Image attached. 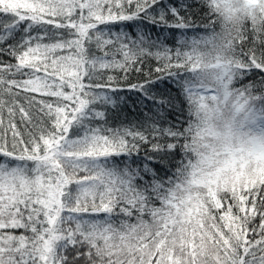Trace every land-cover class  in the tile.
I'll return each instance as SVG.
<instances>
[{
  "label": "snow or ice",
  "instance_id": "1",
  "mask_svg": "<svg viewBox=\"0 0 264 264\" xmlns=\"http://www.w3.org/2000/svg\"><path fill=\"white\" fill-rule=\"evenodd\" d=\"M244 2L0 0V264H264V147L247 172L231 125L221 151L168 118L220 111L233 78L237 110L264 100V17L212 63L188 35Z\"/></svg>",
  "mask_w": 264,
  "mask_h": 264
},
{
  "label": "clouds",
  "instance_id": "2",
  "mask_svg": "<svg viewBox=\"0 0 264 264\" xmlns=\"http://www.w3.org/2000/svg\"><path fill=\"white\" fill-rule=\"evenodd\" d=\"M233 6L237 8H244V0H233ZM257 15L264 17V0H260L254 9H249L248 12L238 13V19L233 24L235 31L239 29V26L244 23L245 20L251 19V15ZM193 34V35H199ZM192 36V35H190ZM215 45V46H214ZM199 51L203 55L205 63L214 62V57L217 52H220L225 58L231 55V51L224 47L223 40L213 43L210 47L202 44ZM220 70L216 68H206L198 73L199 79L209 87L216 88L221 95L223 94L222 82L218 79ZM223 83H228L224 80ZM243 87L241 80L233 78L231 83H228V91L231 95L228 97L229 106L222 107L220 111H217L214 106L210 105L208 110H198L194 106L193 116L196 120L193 121L191 126L190 135L192 139L188 142L193 143L195 139L194 147H201L204 144L214 146L219 150L222 149V145L226 143L224 139V133L228 131V125H231V137L227 141L233 148L240 151V155L246 160L256 161L260 147H264V100L258 99L260 94L253 93L249 97L247 103L237 110V97L236 90ZM247 95V93H246ZM187 115V113H186ZM199 121V123H197ZM188 126V117L186 120ZM205 128H212L215 132L221 133L220 137L206 134L203 132ZM199 129V130H197ZM195 153V152H194ZM222 158V157H221Z\"/></svg>",
  "mask_w": 264,
  "mask_h": 264
},
{
  "label": "trees",
  "instance_id": "3",
  "mask_svg": "<svg viewBox=\"0 0 264 264\" xmlns=\"http://www.w3.org/2000/svg\"><path fill=\"white\" fill-rule=\"evenodd\" d=\"M196 11L198 12V15L200 17H203L205 15L204 11H202L200 8H197ZM194 19H196V17H193ZM213 19H216V17H213ZM199 23V21H197ZM251 24H252V21L251 19L249 20H245L244 23L242 25L239 26V29L238 30H243L244 28H248L249 30H251ZM232 30V32L235 30V26L233 24V22H227V23H224L222 20H217V23L214 25L213 28H209L207 30H204L202 27L199 29V34L198 37H204V38H207L211 41V43H208L204 46L206 47H210L213 43H216L220 40H223L224 42V37H225V34L227 32V30ZM159 34V30H154L152 31L151 35H152V38L153 39H156L157 35ZM194 33L192 32H189L188 35H193ZM179 35L180 33L177 32L176 33V37L174 38L171 34L169 33H165L163 35L160 36L161 40H164L165 43H167L169 46H173L175 44V42L178 40L179 38ZM145 71H147V68H145ZM255 79H259V77H256ZM252 81V77L249 76L247 78H245L244 80H241L242 84H245V83H251ZM134 99V98H133ZM194 106H192L191 110L189 111L187 109V106L185 105V111H184V114L183 115H179V114H172L170 115L168 118L173 121V122H178V121H185V123H183L181 126L182 127H187V124H186V120H187V117H188V126H192L193 124V121L196 120V117L193 116V111H194ZM229 106V99H227V101L225 102V104L222 106V107H228ZM187 113V115H186ZM126 114L130 117H135V110L134 109H127L126 110ZM197 123H199V121H197ZM199 130V129H197ZM192 139V136L190 135L189 133V140ZM190 156H193L195 157L196 156V153L194 152H190L189 153Z\"/></svg>",
  "mask_w": 264,
  "mask_h": 264
},
{
  "label": "rangeland",
  "instance_id": "4",
  "mask_svg": "<svg viewBox=\"0 0 264 264\" xmlns=\"http://www.w3.org/2000/svg\"><path fill=\"white\" fill-rule=\"evenodd\" d=\"M247 161V167L245 171L247 172H255L256 171V166L258 163V159L256 161H251V160H246Z\"/></svg>",
  "mask_w": 264,
  "mask_h": 264
}]
</instances>
